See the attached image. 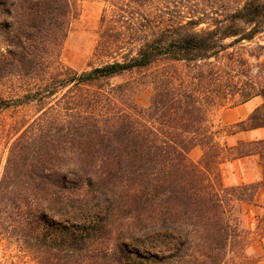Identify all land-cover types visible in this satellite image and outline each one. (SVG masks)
Here are the masks:
<instances>
[{
  "label": "trees",
  "instance_id": "1",
  "mask_svg": "<svg viewBox=\"0 0 264 264\" xmlns=\"http://www.w3.org/2000/svg\"><path fill=\"white\" fill-rule=\"evenodd\" d=\"M103 1L95 54L112 61L78 72L60 62L73 0H0V81L26 83L0 111L34 109L9 147L0 226L61 264H255L242 207L264 190V139L226 138L264 128V0ZM256 98L230 131L215 124L219 109ZM249 157L260 181L225 186L222 166ZM102 202L89 225L56 224ZM256 220L264 239V213Z\"/></svg>",
  "mask_w": 264,
  "mask_h": 264
},
{
  "label": "rangeland",
  "instance_id": "2",
  "mask_svg": "<svg viewBox=\"0 0 264 264\" xmlns=\"http://www.w3.org/2000/svg\"><path fill=\"white\" fill-rule=\"evenodd\" d=\"M79 7V16L71 25V30L63 45L60 62L68 68L78 72L90 71L92 68L98 67L112 59L106 54L96 55L95 48L98 43V30L103 10L109 6L103 0H73ZM9 22V19L0 17L1 25ZM3 49L0 47V56ZM144 73H135L117 78L112 81L114 84L123 83L129 80H139ZM25 82V81H24ZM19 79L9 77L0 81V101H13L24 95L26 83ZM151 97V90L144 89L140 93L138 102L142 107H147ZM262 104V100L256 98L247 105L228 106L219 109L214 114V122L220 127H226V131H230V125L246 120L253 109ZM34 115L33 108H9L0 111V178L6 164L9 147L15 139L16 129L23 122L27 121ZM22 123V124H21ZM235 128L234 130H237ZM249 133H240L226 140L229 144H235L237 139H252ZM264 139V138H260ZM202 155L201 148H196L191 157L197 161ZM259 159H245L237 162L225 164L221 169V175L225 186H236L240 184L252 183L260 181ZM255 205H243L242 220L248 231L251 232V241L247 247V255H249L255 264H264V239H261L256 231L257 216L264 213V190L260 191ZM107 209L106 203L102 202L98 207L91 208L86 212H81L77 218H70L69 221L57 219V223L64 222L65 225L81 224L89 225L90 223L103 217ZM61 221V222H60ZM59 225V224H58ZM10 234L0 226V264H61L56 256H49L43 251L39 256L30 251L24 241L11 237ZM162 241L161 245H167L170 241L164 238V231L159 234ZM130 247L135 248L140 253L147 254L153 251L145 249L143 243L133 242L132 239L126 241ZM174 244L167 245L166 254L173 251ZM160 252V251H159Z\"/></svg>",
  "mask_w": 264,
  "mask_h": 264
},
{
  "label": "crops",
  "instance_id": "3",
  "mask_svg": "<svg viewBox=\"0 0 264 264\" xmlns=\"http://www.w3.org/2000/svg\"><path fill=\"white\" fill-rule=\"evenodd\" d=\"M251 102V101H250ZM250 102H248V103H246V104H244V105H247V104H249ZM256 109V108H255ZM255 109H253V111L255 110ZM252 111V112H253ZM251 112V113H252ZM247 133H249L250 134V136H252L253 138L252 139H248V140H255V139H257V140H259L260 138H264V128H260V129H256V130H252V131H249V132H247ZM238 140H245V139H237V141ZM236 141V142H237ZM253 158H255V157H249V158H245V159H253ZM245 159H239V160H236V161H233V163L234 162H237V161H241V160H245ZM227 164V163H226ZM225 165V164H224ZM223 165V166H224ZM222 166V167H223ZM259 168H260V165H259ZM222 169V168H221ZM260 179L262 178V169L260 168V177H259ZM244 184V183H243Z\"/></svg>",
  "mask_w": 264,
  "mask_h": 264
}]
</instances>
